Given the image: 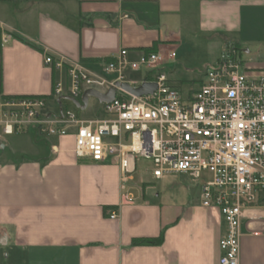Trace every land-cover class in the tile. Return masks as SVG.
Segmentation results:
<instances>
[{
  "label": "crops",
  "instance_id": "1",
  "mask_svg": "<svg viewBox=\"0 0 264 264\" xmlns=\"http://www.w3.org/2000/svg\"><path fill=\"white\" fill-rule=\"evenodd\" d=\"M188 42L218 51L213 62L234 49L245 68L264 69V61L244 56L264 50V0H0V99L45 96L44 112L54 115L61 107L54 85H63L60 99L69 101L70 80L65 68L44 64L46 54L115 81L104 67L120 50L133 60L145 49L178 50ZM176 57L162 68L188 95L194 90L184 93L172 77L186 63ZM127 72L124 81L141 82L143 76L126 80ZM90 98L84 109L73 103L76 113L64 109L77 119H101L81 116L92 108ZM68 131L0 133V264H218L225 226L217 208L201 204L198 181L155 178L152 169L135 174L136 159L122 190L119 158L76 156L75 127ZM240 229L239 264H264V207L245 210ZM161 232L159 244H132Z\"/></svg>",
  "mask_w": 264,
  "mask_h": 264
},
{
  "label": "built area",
  "instance_id": "2",
  "mask_svg": "<svg viewBox=\"0 0 264 264\" xmlns=\"http://www.w3.org/2000/svg\"><path fill=\"white\" fill-rule=\"evenodd\" d=\"M127 54L120 50L104 71L124 81L127 71L142 70L141 82L156 85L152 93L134 97L118 89L111 102L103 103L107 117L92 120L77 119L61 107L57 114H47L45 96H4L0 133L35 127L45 135L65 136L74 126L76 156L96 162L119 158L122 190L130 187L138 157L151 159L155 178L176 174L198 181L201 204L217 208L225 226L218 264H239L244 211L264 207V69L245 68L238 52L230 49L207 66L196 90L183 95L162 68L175 50L142 52L133 60ZM44 64L65 68L71 97L88 88L105 92L115 82L78 65L66 66L63 58L51 54L44 56ZM62 94L63 85L57 82L51 95L58 99ZM123 138L129 143H122ZM108 217L116 218L117 210H109Z\"/></svg>",
  "mask_w": 264,
  "mask_h": 264
},
{
  "label": "rangeland",
  "instance_id": "3",
  "mask_svg": "<svg viewBox=\"0 0 264 264\" xmlns=\"http://www.w3.org/2000/svg\"><path fill=\"white\" fill-rule=\"evenodd\" d=\"M205 44L200 43L197 46L194 44L188 42L184 45V47L180 49H175L177 57L180 58L183 57L186 61L185 66L182 64H177V69L173 73L172 77L179 78L182 80L183 83L181 85V88L183 92L185 93L188 89L190 90H196L199 86L198 80L202 76V74L205 72V69L211 62L215 60V57L218 54V51H209L207 47L204 46ZM255 49L251 50V54L245 55L247 58L252 57L256 61H264V50H260L258 52H254ZM169 67H172V65H168ZM143 76V71H128L126 75V80H140ZM90 105H92V108H88L87 111H85L83 114H81L82 117H90V116H96V117H107L105 112L102 109V106L99 102H97L96 99L90 98ZM70 107V109L73 112H78V109L73 106L68 101H65L63 103V108ZM108 141H117V138H110L106 137ZM122 143H129V139H121ZM136 168L137 172L135 174H138L139 172L146 174L151 173L152 164L150 158H143L138 157L136 160ZM189 179V178H188Z\"/></svg>",
  "mask_w": 264,
  "mask_h": 264
},
{
  "label": "water",
  "instance_id": "4",
  "mask_svg": "<svg viewBox=\"0 0 264 264\" xmlns=\"http://www.w3.org/2000/svg\"><path fill=\"white\" fill-rule=\"evenodd\" d=\"M155 88L156 85L152 82H141L137 86H132L126 81H115L114 85L112 87H109L105 92H100L96 89L88 88L83 91L80 100L71 96H66L65 98L74 103L76 107L84 109L87 106L89 97L96 98L100 103H108L114 99L118 89L123 90L131 96L140 97L141 95L152 93ZM57 100L58 102H60L61 99L58 98Z\"/></svg>",
  "mask_w": 264,
  "mask_h": 264
},
{
  "label": "trees",
  "instance_id": "5",
  "mask_svg": "<svg viewBox=\"0 0 264 264\" xmlns=\"http://www.w3.org/2000/svg\"><path fill=\"white\" fill-rule=\"evenodd\" d=\"M155 50L153 47L149 48V49H145L144 52H148V51H153ZM66 100H60V102H58V104L61 106L62 109H64L62 107L63 103ZM70 102V101H68ZM71 103V102H70ZM73 104V103H71ZM73 106L75 107V105L73 104ZM76 108V107H75ZM163 241V232H161L157 237H140V238H134L132 240V244L133 245H150V244H159Z\"/></svg>",
  "mask_w": 264,
  "mask_h": 264
}]
</instances>
